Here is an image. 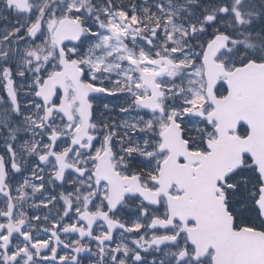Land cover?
Listing matches in <instances>:
<instances>
[{"label": "snow or ice", "instance_id": "snow-or-ice-1", "mask_svg": "<svg viewBox=\"0 0 264 264\" xmlns=\"http://www.w3.org/2000/svg\"><path fill=\"white\" fill-rule=\"evenodd\" d=\"M0 264H264V0H0Z\"/></svg>", "mask_w": 264, "mask_h": 264}]
</instances>
